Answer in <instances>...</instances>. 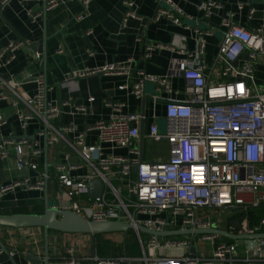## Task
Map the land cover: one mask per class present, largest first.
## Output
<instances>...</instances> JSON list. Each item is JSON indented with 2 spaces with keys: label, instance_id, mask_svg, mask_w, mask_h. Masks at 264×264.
<instances>
[{
  "label": "built area",
  "instance_id": "1",
  "mask_svg": "<svg viewBox=\"0 0 264 264\" xmlns=\"http://www.w3.org/2000/svg\"><path fill=\"white\" fill-rule=\"evenodd\" d=\"M9 1L1 0V5ZM79 1L85 8L84 15L79 16L81 18L87 13L91 0ZM58 2L45 1V10L55 7ZM161 2L164 6L157 9L156 20L165 17L180 25L183 18H188L172 0ZM122 3L124 22L137 18L136 3L133 0H122ZM219 8L216 0L197 5L198 12L204 17ZM221 24L225 32L215 60L222 65L219 75L225 77L230 74L232 77L229 82L209 84L203 76L198 57L204 47V33L197 29L192 31L197 46L195 57L181 43L185 41L183 37L170 45V49L181 56L171 62L170 70L183 79L187 97L181 102H165V134H160L157 124L153 123L145 136L149 141H166L168 159L164 162L139 160L136 142L140 137L139 124L145 116L123 113V104L112 105L117 113L107 120L97 121L88 129L96 131V145H86L83 133L77 132L73 125L55 126L54 121L61 116L64 106H70L71 115L85 114L87 107L47 100L48 88L41 76L34 80L36 89L30 98L20 96L15 87L22 83L10 82L1 71L15 59L21 43L11 40L0 51V102L8 98L6 91L9 92L19 130L25 134L31 123L37 124L35 135L38 139L48 135L47 144L52 146L60 142L67 149L53 165L57 185L63 189L62 194H56L59 199L56 207L73 211L87 221H117L129 225L141 248L136 257L105 258L92 254L37 264H264V238L253 240V247L249 249L245 240L227 243L220 240L223 236L215 233L173 237L148 235L145 247L139 229L156 233L220 230L224 221L221 215L239 211L243 215L237 227L230 224L223 231L234 235L264 234V215L254 221L250 215L251 210L264 206V82L257 83L255 79L258 60L264 58V24L253 31L228 19H222ZM156 47L162 46L147 45L145 57ZM241 54L246 58L239 62ZM35 58L41 60L40 54L36 53ZM131 65V60H127L72 71L64 82L91 75H124L127 82L119 85L118 90L137 99L144 97L145 82L167 85L166 77L157 78L142 71H138L135 81L130 82ZM92 101L93 98L88 99V102ZM20 104L25 110L20 108ZM7 122L0 113V127ZM69 134H75L72 140L66 136ZM106 148L110 151L125 149V154L107 153ZM41 150L35 138L16 140L10 134L0 139V164L12 152L16 173L21 174L26 169L35 171L38 168L35 159L41 156ZM81 166H85L89 173L81 174ZM94 179L100 180L101 191L98 197L91 198L89 182ZM48 180L46 172L37 175L35 180L17 175L1 184L0 173V200L14 190L46 191ZM83 195L90 197L86 206L75 200ZM202 241L207 242L210 248L199 249L198 243ZM193 244L195 252H211V255H191L189 251ZM147 249L149 252L182 250L187 253L181 256H149ZM3 251L1 248L0 252ZM8 254L12 257L13 251Z\"/></svg>",
  "mask_w": 264,
  "mask_h": 264
},
{
  "label": "crops",
  "instance_id": "2",
  "mask_svg": "<svg viewBox=\"0 0 264 264\" xmlns=\"http://www.w3.org/2000/svg\"><path fill=\"white\" fill-rule=\"evenodd\" d=\"M44 1L48 0H10L2 6L0 0V51L11 40L21 43L15 59L1 72L7 75L10 82L14 80L22 83L19 87H15V90L24 98H30L35 93L34 80L41 76L48 88L47 100L58 104L68 102L86 106L85 114L75 115L70 114V106H64L61 116L54 121L57 127L75 126L77 132L83 133L86 145L98 144L96 131L88 129L97 121L107 120L116 114L112 105L123 104L124 107L121 108L123 113L144 115L145 119L139 124L140 131L142 126L144 128L142 160L150 163L164 162L168 159V144L165 140H152L167 148V156L160 155L156 159L147 156L144 147L148 142L145 136L149 125L156 124L158 119L164 117V105L167 100L181 102L187 97L183 79L170 70L171 62L181 57L170 49L171 43L176 44L181 37L185 38L181 43L185 45L186 51L195 57L197 46L192 31L197 29L204 33V47L198 57L203 76L209 84L229 82L232 77L230 74L225 77L220 76L222 65L215 60L225 32L221 20L228 19L249 31L264 24V0H216L220 8L206 17L198 12L197 5L208 0H172L188 16L182 19L180 25L174 24L165 17L155 19L157 9L164 6L161 0H133L137 5V18L126 22H124L125 8L122 0H91L87 6V13L81 18L79 16L84 15L85 8L79 0H59L55 7L48 10H45ZM147 45L162 47H156L146 58ZM42 50L45 54V62L35 58L36 53L40 55L43 53ZM245 58L246 55L241 54L239 62ZM127 60L132 62L130 82H134L136 73L142 71L153 77H166L167 85L145 82L144 97L137 99L125 91L118 90L119 85L127 82L124 75H91L64 82L66 75L72 71L118 64ZM255 79L257 83L264 82V58L258 60ZM6 95L8 98L0 102V113L8 122L0 127V138H7L10 134H13L16 140L24 137L31 140L30 138L33 137L39 141L42 154L35 159L37 170L26 169L18 174L13 168L14 156L11 152L10 157L0 164L1 184H6L17 175L35 180L37 175L44 173L45 162L48 165L49 180L46 191L14 190L6 193L0 200V211L12 207L29 209L33 207L32 203L42 205L44 195L49 199L52 195L62 194L63 189L55 180L53 165L60 160V155L65 154L67 149L60 142L52 146L47 144L45 136L38 139L35 135L37 124L31 123L25 134L20 131L14 108L11 106L13 98L7 91ZM89 98H93V101L88 102ZM21 107L25 110L22 104ZM66 136L72 140L75 134ZM136 145L139 146V138ZM106 152L122 155L125 154V149L110 151L106 148ZM79 171L81 174L89 173L85 166H81ZM57 200L59 203L58 198ZM75 200L81 206H86L90 197L83 195L76 197ZM252 212L256 217H261L264 215V206ZM225 227L223 221L219 229L225 230ZM103 235L99 239H111L114 234ZM91 238L93 239L87 234L49 231L46 239L42 228L14 229L0 226V249H4L2 253L0 252V264H37L46 260L53 262L69 256H90ZM220 240L223 241L221 237ZM69 249L72 252H68ZM11 251H13L12 257L8 254ZM185 253L187 252L182 250L146 252L149 256H181ZM196 253L211 255V252ZM139 254V250L135 248L133 252H126L125 255L108 252L105 258L136 257Z\"/></svg>",
  "mask_w": 264,
  "mask_h": 264
},
{
  "label": "water",
  "instance_id": "3",
  "mask_svg": "<svg viewBox=\"0 0 264 264\" xmlns=\"http://www.w3.org/2000/svg\"><path fill=\"white\" fill-rule=\"evenodd\" d=\"M45 5V1H44ZM40 51V50H39ZM41 52V51H40ZM43 52V50H42ZM40 59L45 62L44 52L40 55ZM6 77L5 75L3 76ZM143 132L144 128L141 127L140 137H139V160L142 161V150H143ZM1 139V138H0ZM33 140L34 138H30ZM46 139V136H45ZM47 172V165L44 166V173ZM90 187V197H98L101 191V182L98 179L91 180L89 182ZM43 213L42 214H25V213H13L8 215L0 214V226L9 227L14 229L21 228H42L47 239L49 231H57L60 233H72V234H87L90 236L96 234H110L119 231H126L130 229L129 225L121 224L117 221L110 222H92L85 220L82 216L74 213L70 210H61L56 207V205H49L47 196L44 195L43 198ZM140 231L148 234L155 235L159 237H173L181 236L193 233L197 234H206V233H215L219 234L225 238L231 240H245L249 249L253 247V240L264 238V234H253V235H234L223 230H176V231H165V232H151L144 228L139 227ZM252 242H249V241ZM190 254L195 255L194 244L190 247ZM90 254H94V246L92 238L90 239ZM46 263V262H45Z\"/></svg>",
  "mask_w": 264,
  "mask_h": 264
},
{
  "label": "rangeland",
  "instance_id": "4",
  "mask_svg": "<svg viewBox=\"0 0 264 264\" xmlns=\"http://www.w3.org/2000/svg\"><path fill=\"white\" fill-rule=\"evenodd\" d=\"M156 124L158 126L160 134H165V130H166L165 118L163 117V118L158 119ZM147 144L144 147V152L147 156L150 155L151 157H154V159H156V157L160 155L167 156L166 147H162L161 144H157L149 140ZM48 203L49 205L59 204L55 195L50 196V198L48 199ZM227 216H228L227 213H225L221 215V218L225 219ZM112 234L114 235H112L113 237L111 239L109 238L106 239L108 243L105 242V244L101 245L103 249L106 250L107 252H121L124 246H128L129 248L132 247L133 251L135 250V247H136L139 250V252H141L139 242H137V238L132 229H127L126 231L114 232ZM141 237H142V240L145 241L144 246L146 247V240L148 239V234L141 232ZM198 247L201 250H206L210 248L209 244L205 241L199 242ZM239 248H241V245H239ZM147 252H149L148 249H147Z\"/></svg>",
  "mask_w": 264,
  "mask_h": 264
},
{
  "label": "trees",
  "instance_id": "5",
  "mask_svg": "<svg viewBox=\"0 0 264 264\" xmlns=\"http://www.w3.org/2000/svg\"><path fill=\"white\" fill-rule=\"evenodd\" d=\"M30 204V203H29ZM33 204V207L32 208H29V209H25L24 207H19V208H15V207H12L8 210H4V211H0V214L1 215H8V214H13V213H25V214H42L43 213V209H44V205L42 204H39V206L37 204ZM42 206V207H41ZM255 213V212H254ZM256 214V213H255ZM227 217L225 218V224H226V227H225V230H227L226 228L232 224L234 226L237 227L240 219L242 218V215L241 212H235L233 214L230 215V213H227ZM250 215L252 217V220L254 221L255 219H257L256 215H253V212L252 210L250 211ZM100 236H104L103 234H96V235H93V246H94V251L96 252L95 254L97 256H100V257H106L108 255V252L106 250L103 249V247L101 245L108 243L106 239H99ZM223 241L227 242V243H230L232 242L233 240L231 239H228V238H225V237H221ZM136 248V247H135ZM126 252H133V248H129L128 246H124L121 250V252L119 253H123L124 255L126 254ZM111 253V252H109Z\"/></svg>",
  "mask_w": 264,
  "mask_h": 264
}]
</instances>
